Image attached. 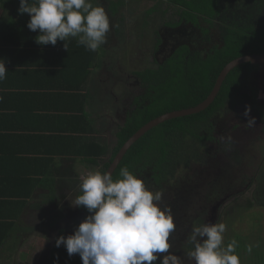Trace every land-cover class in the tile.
Wrapping results in <instances>:
<instances>
[{
    "label": "flooded vegetation",
    "instance_id": "flooded-vegetation-1",
    "mask_svg": "<svg viewBox=\"0 0 264 264\" xmlns=\"http://www.w3.org/2000/svg\"><path fill=\"white\" fill-rule=\"evenodd\" d=\"M92 1L105 8L110 24L114 25L107 34V43L99 50L101 73L97 78V100L94 96L96 110L100 111L99 117H102L101 109L109 114L103 118L100 127L105 137L101 141L108 145V152L98 159V171L101 172L107 171L123 146L113 157L112 151L121 140L120 133L128 130L129 126L141 123L142 119L147 120L146 124L153 119H146L147 114H151L157 107L164 108L168 103L169 95H163L160 90L165 86L164 83L169 84L176 75H192L196 63L201 64L208 55L224 47L227 29L238 31L244 26H250L254 31H264V0ZM153 16L157 25L150 23ZM131 45L136 49L133 50L134 58H138L140 50V59L136 64L133 58V67L123 63L119 55L120 51L130 49ZM135 69H140V72L149 70V73L154 70L153 73L157 74L140 78L135 75ZM253 71L250 70L246 78L241 80L245 85ZM260 74V70L255 73ZM260 82L263 83L262 80ZM245 85L240 90L238 104L233 106L231 102H226L212 116V129L205 122L204 128L200 130L201 136H186L190 142L189 152L185 153L188 156L186 161L174 163L172 150L171 168L165 163L158 166V155L147 157L145 154L140 155V160L132 169L128 168L144 178L151 190L163 191L162 206L171 208L176 224V230L170 238L171 251L181 257L183 264H193L187 257V253L193 249L188 239L193 225L213 223L212 215L216 211L215 219H218L228 200L218 209L215 205L228 192L235 193L230 195L232 203H235L249 190L254 191L257 175L263 170L264 119L261 120V114H256L252 108L261 97L247 93ZM161 94L163 97H159ZM246 106L251 107L249 117L243 115ZM252 117L256 118L255 124L249 126L247 121ZM156 127L136 142L156 137V134L147 135L154 133ZM110 129L114 132H110ZM128 151L113 173L114 180L120 178V169L127 167L122 166V163ZM235 176H239L238 182ZM228 186L226 193L221 196V192ZM80 194L78 187L68 201L62 203L63 206L58 205L45 211L44 219L55 218V222H47L45 228L49 234L44 233L45 240L49 237L54 242L61 235H73L79 224L90 214L85 207L74 206ZM49 257L50 253H47L44 264H49ZM72 257L73 263L82 264L79 254ZM9 263L15 262L12 260ZM18 263L17 260L15 264Z\"/></svg>",
    "mask_w": 264,
    "mask_h": 264
},
{
    "label": "crops",
    "instance_id": "crops-1",
    "mask_svg": "<svg viewBox=\"0 0 264 264\" xmlns=\"http://www.w3.org/2000/svg\"><path fill=\"white\" fill-rule=\"evenodd\" d=\"M77 39L69 38L67 49L59 44L39 50L0 34V58L8 70L0 82V237L3 223L13 224L0 247V264H8L7 251L10 261L28 262L22 258L28 249L23 241L34 233L49 234L45 227L55 218L44 219L45 211L67 202L82 176L97 171L103 158L95 163L92 156L72 152L78 143L105 139L98 129L103 119L91 98L97 100L99 75L94 74L100 62L96 55V63H85L82 47L72 49Z\"/></svg>",
    "mask_w": 264,
    "mask_h": 264
},
{
    "label": "clouds",
    "instance_id": "clouds-1",
    "mask_svg": "<svg viewBox=\"0 0 264 264\" xmlns=\"http://www.w3.org/2000/svg\"><path fill=\"white\" fill-rule=\"evenodd\" d=\"M19 14L27 13V28L39 31L40 45L78 38V45L96 52L107 43L111 27L105 8L92 0H19ZM6 61L0 58V82L7 77ZM227 79V78H226ZM2 99V97H0ZM251 107L243 115L249 117ZM255 117L247 124H255ZM230 139V138H229ZM118 179L110 171H89L80 183L74 206L90 213L73 235H61L55 241L63 245L69 257L79 254L82 264H183L171 251L170 238L176 230L172 210L162 206L163 191L151 190L144 178L121 168ZM225 223L193 225L189 241L193 249L187 257L193 264H241L236 239L227 245ZM258 246V245H257ZM248 245L247 251L252 252ZM161 254H163L161 256Z\"/></svg>",
    "mask_w": 264,
    "mask_h": 264
},
{
    "label": "trees",
    "instance_id": "trees-1",
    "mask_svg": "<svg viewBox=\"0 0 264 264\" xmlns=\"http://www.w3.org/2000/svg\"><path fill=\"white\" fill-rule=\"evenodd\" d=\"M19 6V0H0V34H6L7 38L11 35V42L15 43L17 39L18 46L24 45L28 42L32 48L36 47L39 50L45 47H55L59 44H64V42L60 40L57 41L55 46L51 44H38L36 42V37L39 35V31L37 30L36 32H33L27 28L30 15L27 13L19 14ZM12 20H14V22H12ZM227 30V42L224 47L217 49L214 53L208 55L207 59H205L206 61H201V64L196 63L194 69L192 70V75H187V77L176 75V78L172 79L171 82L169 81V84L164 83L165 86H162L160 90L163 95H169V101L165 104L164 108L157 107L151 114H147L146 119L149 120L168 111L198 104L210 94L219 73L229 61L243 54L264 52V31H254L250 28V26H244L238 31H235V29ZM30 32L32 34L29 35ZM14 35H17L16 38H14ZM73 39L74 38H71V42H73ZM79 47H82L81 50H84L85 52V55L82 56L85 63H96V55L98 63L100 62L99 49L96 52H91L86 50L84 46L78 44L72 46V49ZM251 68L252 65L250 63H245L232 70L227 79L224 81L216 99L206 110L200 113L177 118L184 119L181 121L184 124L178 126H168V123V132L162 130L161 128H157L163 123L159 124L156 127L157 129L154 130V133L150 132L147 134H156V137L143 138L139 142H136L125 156L122 166L127 165V168L132 169L133 166L140 160V155L145 154L147 157L158 155V160L160 161L158 166L165 163L167 167L171 168L172 161L170 160V156L172 155V150H174V163L186 161L188 156L185 153L189 152L190 147V142L186 136H201L200 130L204 128L205 122L209 124L208 126L210 129L213 128L214 124L211 118L220 111V108L224 103L231 102L234 106L240 102V90L244 88L245 85L241 80L246 78ZM179 70L181 71V69ZM173 71L174 68L172 69V72ZM175 81L179 82L176 83ZM162 94L159 95V97H163ZM91 98L94 100L93 95H91ZM146 121L147 120L142 119L141 123L129 126L128 130H124V132L120 133L121 140L119 141L118 146L112 151L113 157L116 155L117 151L124 144V142L142 125H144ZM87 124L86 129L89 130L91 123L88 122ZM189 124H191V126H188ZM76 129H78V127H72V130ZM82 129L85 128L83 127ZM177 132L182 135L176 134ZM78 145L79 148L72 147V152L83 154L85 157L92 156L93 159L95 158V163L98 158L103 157L108 152V145L99 139L91 140L88 143H78ZM170 151L171 154H169ZM105 166L107 167L108 165ZM105 169L106 168H104L103 171ZM257 176V184L253 191V196L255 198V202L258 203L259 206L264 207V167L263 170H261L260 175ZM227 194L234 195L235 193L228 192ZM249 206H252L251 200L249 201L247 207ZM1 227L5 232L0 237V247L3 245L5 238L10 236V230H12L13 224L8 221L3 223ZM248 245L251 244L243 241L242 251L238 252V249H236L239 256H246L244 250L247 249ZM49 258V264H77V262H72L73 257L68 256L67 250L63 245L57 248L54 244Z\"/></svg>",
    "mask_w": 264,
    "mask_h": 264
},
{
    "label": "rangeland",
    "instance_id": "rangeland-1",
    "mask_svg": "<svg viewBox=\"0 0 264 264\" xmlns=\"http://www.w3.org/2000/svg\"><path fill=\"white\" fill-rule=\"evenodd\" d=\"M96 4H99V3H96ZM93 5L96 6L94 3ZM150 23L157 25V20L155 16H153ZM134 47H135L134 45H131L130 49L127 48L126 50L119 52V55H121V57L123 58L122 62L125 64H130L129 66L133 65L132 64L133 58H134L133 50L134 51L136 50L134 49ZM137 56L138 58L136 57L134 58V60H136L134 63L136 64L138 63L140 59V50H138ZM125 69H129V67L128 68L125 67ZM258 70H260L261 72L262 69L260 68L255 69L251 73L249 78L247 79L245 86H246L247 93L249 92L253 94L252 96H255V97L256 96L261 97V99L257 100V102L255 103V106L252 108L254 109L256 114H261L260 115L261 117L260 116L259 117L261 118V120H263L264 119V72H261L262 74L260 75H255V73ZM135 71H136L135 75H138L140 78L141 77L145 78V76L150 77V76H154V74H157V73H153L155 72L154 70H152L151 73H149L150 72L149 70H141L140 72V69H135ZM100 73H101V70H98L96 71L94 75H100ZM152 73L153 75H150ZM261 80L263 81L262 84L260 82ZM121 90L122 89H120V91ZM108 116L109 114H107L106 112H102V119ZM183 120L184 119L172 118L170 120H167L168 122L167 121L163 122V124L157 128H161L162 130L168 132L167 130L168 123H169L168 126H178V125L184 124L181 122ZM100 127L101 126L98 127L99 130H100ZM105 128L107 129L106 126ZM157 128H155L154 130H156ZM100 132L102 131L100 130ZM110 132L113 133L114 131L113 130L111 131L110 129ZM176 134L182 135L179 132H177ZM247 148L249 147L247 146ZM255 153L258 154V152H255ZM83 177L84 176H82V178ZM228 177L231 178V176H228ZM234 178H236L237 182L239 181V176L238 177L235 176ZM228 188L229 186L225 188L224 192H221V196H223L226 193ZM250 200L252 202V206L247 207L248 201ZM232 201H233V198L229 199L225 203L224 207H222L221 212L219 213V218L215 219L213 223L222 222L227 225V230L224 234L225 245H227V243H229L234 238L238 241V244H239V246L237 247L238 252L242 251L243 241L253 246L251 253H249L247 249L244 250V252L246 253V256H243V257L240 256L241 264H264V207L259 206V204L255 202V198L253 196L252 190H249L247 193H245L244 196L242 198H239L237 202L232 203ZM217 213L218 211H216L215 214ZM215 214H213L212 216H215ZM35 224L36 223H31V225H35ZM33 236L34 237H32V239L25 240V241L22 240L23 242H26L24 247L28 246V249L24 251L25 254L27 253V255L24 258L28 259V262H26L25 264H44V258L47 255V253L49 254V250L53 244V240L49 239V237L45 240L44 234L41 235V233H34ZM20 246L21 245L19 244L17 246L18 259L20 258V255H19ZM13 248L14 246L11 248V245L9 244V248L7 249L12 250ZM7 253L8 255L6 257V260H7V263H9L10 251H7ZM22 258H23V254H22Z\"/></svg>",
    "mask_w": 264,
    "mask_h": 264
},
{
    "label": "water",
    "instance_id": "water-1",
    "mask_svg": "<svg viewBox=\"0 0 264 264\" xmlns=\"http://www.w3.org/2000/svg\"><path fill=\"white\" fill-rule=\"evenodd\" d=\"M245 63H250L252 65L251 71L257 69L258 67L263 66L264 67V52L262 53H247L240 55L231 61H229L221 70L219 73L216 82L214 84V87L210 94L201 102L194 106L186 107V108H181V109H176L172 111L165 112L153 119H151L149 122L144 124L140 129H138L121 147L120 151L118 152L116 158L113 160V162L110 164L109 168L107 171L114 173L116 167L124 157L125 153L129 150V148L139 139L141 138L144 134H146L149 130L154 128L155 126H158L159 124L170 120L172 118H179V117H184L187 115H192L196 113H200L204 110H206L216 99L217 95L219 94L224 81L228 77V75L234 70L236 67L239 65L245 64ZM230 199V194L225 195L223 199H221L216 205V209H218L223 202L227 201ZM216 216L213 217L212 221H215ZM55 241L52 244V247L54 245ZM49 250V253H51V249Z\"/></svg>",
    "mask_w": 264,
    "mask_h": 264
}]
</instances>
